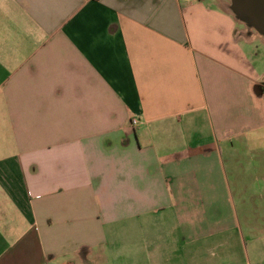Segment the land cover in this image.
Wrapping results in <instances>:
<instances>
[{
  "label": "crops",
  "instance_id": "0c3cea01",
  "mask_svg": "<svg viewBox=\"0 0 264 264\" xmlns=\"http://www.w3.org/2000/svg\"><path fill=\"white\" fill-rule=\"evenodd\" d=\"M239 23L218 0H0V264H264V222L221 200L264 110Z\"/></svg>",
  "mask_w": 264,
  "mask_h": 264
},
{
  "label": "rangeland",
  "instance_id": "374dc122",
  "mask_svg": "<svg viewBox=\"0 0 264 264\" xmlns=\"http://www.w3.org/2000/svg\"><path fill=\"white\" fill-rule=\"evenodd\" d=\"M218 2L230 9L231 0ZM239 25L246 31L251 30L250 44L254 58L264 70V35L242 21ZM258 123L256 132L236 139V146L226 147L224 191L221 200L234 212L239 210L244 231L249 221L264 222V110H259ZM235 218L237 220V216Z\"/></svg>",
  "mask_w": 264,
  "mask_h": 264
},
{
  "label": "water",
  "instance_id": "95a60500",
  "mask_svg": "<svg viewBox=\"0 0 264 264\" xmlns=\"http://www.w3.org/2000/svg\"><path fill=\"white\" fill-rule=\"evenodd\" d=\"M235 17L264 35V0H231Z\"/></svg>",
  "mask_w": 264,
  "mask_h": 264
},
{
  "label": "built area",
  "instance_id": "2783aa9c",
  "mask_svg": "<svg viewBox=\"0 0 264 264\" xmlns=\"http://www.w3.org/2000/svg\"><path fill=\"white\" fill-rule=\"evenodd\" d=\"M131 125L133 128H135L139 125V117L138 116H133L131 118Z\"/></svg>",
  "mask_w": 264,
  "mask_h": 264
}]
</instances>
